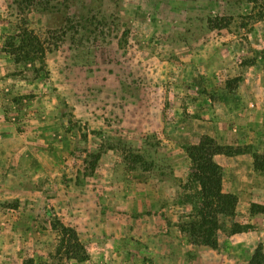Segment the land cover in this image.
Here are the masks:
<instances>
[{
  "label": "rangeland",
  "instance_id": "obj_1",
  "mask_svg": "<svg viewBox=\"0 0 264 264\" xmlns=\"http://www.w3.org/2000/svg\"><path fill=\"white\" fill-rule=\"evenodd\" d=\"M203 139L240 152L214 157L234 217L203 198ZM253 204L264 0H0V264H248Z\"/></svg>",
  "mask_w": 264,
  "mask_h": 264
},
{
  "label": "trees",
  "instance_id": "obj_2",
  "mask_svg": "<svg viewBox=\"0 0 264 264\" xmlns=\"http://www.w3.org/2000/svg\"><path fill=\"white\" fill-rule=\"evenodd\" d=\"M189 153L198 168V181L210 215L214 218L218 215L234 217L237 198L232 194L223 192L221 168L214 161V157L217 155L232 156L240 153L239 150L231 146L218 145L211 139H203L198 145L190 147ZM250 212L251 214H264V206L253 204ZM212 226L214 228L217 227L216 221L213 222ZM241 230L240 226L234 224L231 233H239ZM202 243L216 249L218 242L217 240L206 238L202 240ZM248 264H264V248L261 243L256 246Z\"/></svg>",
  "mask_w": 264,
  "mask_h": 264
}]
</instances>
